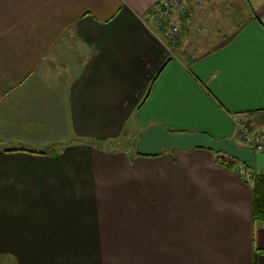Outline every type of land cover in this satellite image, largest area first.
<instances>
[{
	"label": "crops",
	"instance_id": "1",
	"mask_svg": "<svg viewBox=\"0 0 264 264\" xmlns=\"http://www.w3.org/2000/svg\"><path fill=\"white\" fill-rule=\"evenodd\" d=\"M158 1L0 0V264H264L239 164L136 152L151 124L264 130V0L203 52L145 20Z\"/></svg>",
	"mask_w": 264,
	"mask_h": 264
},
{
	"label": "rangeland",
	"instance_id": "2",
	"mask_svg": "<svg viewBox=\"0 0 264 264\" xmlns=\"http://www.w3.org/2000/svg\"><path fill=\"white\" fill-rule=\"evenodd\" d=\"M190 7L194 8L195 16L189 29L185 30L178 44L187 51H191L193 46L196 49L201 48L197 50L201 52L211 49L221 40L230 36L234 31L233 25L235 27L238 26L247 16V8L243 0H201L199 3L193 4V6L190 5ZM147 13L145 14V20L162 34V31L157 26L149 22ZM174 24L177 25V23ZM235 140L239 145L245 146L242 141ZM135 145L136 142L130 141L128 138V140L121 143L118 141L110 143L107 147L109 149L113 147L120 151L122 149H133V147H136ZM166 152L168 151L164 150L160 154H165Z\"/></svg>",
	"mask_w": 264,
	"mask_h": 264
},
{
	"label": "water",
	"instance_id": "3",
	"mask_svg": "<svg viewBox=\"0 0 264 264\" xmlns=\"http://www.w3.org/2000/svg\"><path fill=\"white\" fill-rule=\"evenodd\" d=\"M193 148H207L223 158L250 165L257 174L264 173V153L252 147L241 146L230 138L217 139L205 132L175 133L160 124H151L143 131L138 152L142 156H156L164 150Z\"/></svg>",
	"mask_w": 264,
	"mask_h": 264
},
{
	"label": "built area",
	"instance_id": "4",
	"mask_svg": "<svg viewBox=\"0 0 264 264\" xmlns=\"http://www.w3.org/2000/svg\"><path fill=\"white\" fill-rule=\"evenodd\" d=\"M201 0H159L148 11L147 19L157 26L163 37L170 43L177 46L185 30L189 29L195 16L193 4ZM174 23H177L175 25ZM237 133L243 144L252 147L255 151L264 153V130L254 129L252 123L247 120L237 121ZM236 172L246 182L254 185L255 171L246 163H239Z\"/></svg>",
	"mask_w": 264,
	"mask_h": 264
},
{
	"label": "trees",
	"instance_id": "5",
	"mask_svg": "<svg viewBox=\"0 0 264 264\" xmlns=\"http://www.w3.org/2000/svg\"><path fill=\"white\" fill-rule=\"evenodd\" d=\"M160 74V72H159ZM158 74V75H159ZM156 76V78L158 77ZM137 154L138 152V147L136 148ZM226 160V161H225ZM223 163H226L229 166H237L241 161L239 160H233V159H225ZM255 182H254V187H253V209H254V214L255 216L264 221V173L262 174H257L255 172Z\"/></svg>",
	"mask_w": 264,
	"mask_h": 264
}]
</instances>
